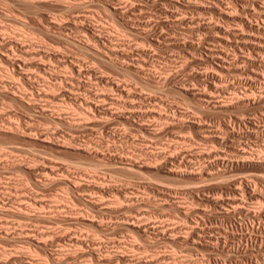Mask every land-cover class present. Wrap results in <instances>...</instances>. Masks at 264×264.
I'll use <instances>...</instances> for the list:
<instances>
[{
	"label": "rangeland",
	"instance_id": "374dc122",
	"mask_svg": "<svg viewBox=\"0 0 264 264\" xmlns=\"http://www.w3.org/2000/svg\"><path fill=\"white\" fill-rule=\"evenodd\" d=\"M50 1L51 2L53 1V3H51ZM50 1L49 0L46 1L45 4H43L42 6H40L38 8V10L35 11V9H34V11L37 12L35 14V12L32 9L28 10V8L24 7L23 5H22L23 6L22 7L20 4L16 3L14 0L13 1L12 0H0V27H1L0 28V31H1L0 34L3 36H6L7 39H8V37L17 39L19 41V43L24 45L26 48L28 47L27 49H29V50L35 51L36 49H38L36 51H40L41 54L37 55L38 57L36 56L35 58H36V61L37 60H38V62L40 61L43 65V67H40L37 64H33V65L30 64L29 66H27L25 68H21L20 66L15 65L17 67V69H15L16 68L15 66H14L15 68L10 66L12 64L9 65L6 62H3L4 60L1 58L2 56L0 55V62H1L0 63V92L3 91V90H1L3 88L4 89L8 88L7 89L8 91H13L12 88H14V91L19 90L18 91V94H19L22 87H24L26 85V87H24L26 92L23 91L24 89H22L21 92L23 91L26 93V95H29V97L27 96L28 97L27 100L34 103V105H35L33 109H28V108H26L27 105L26 106L23 105L24 103L18 102L20 104L19 105L17 103V101H15L13 99L9 100V98H10L9 95H5V94L0 93V95H1L0 96V208L3 209L4 212L9 209L8 211H6V212H8L7 214H6V212L4 214V212L2 211V213L0 214V221H2V220L4 221L7 219V221L10 224V226L9 225H7V226L10 228L6 229V227H7L6 226V227H3L2 230L3 231L8 230L7 232L8 233L10 232L9 233L10 237H11V235L13 237V238L11 237L12 239L9 238L12 241H10L9 239L8 240L2 239L4 241L2 243L1 242L0 243L3 246L0 245V247L2 246L5 249L7 248L6 249L7 251H9V252L12 251L15 254L17 253L18 255H25V258L27 256L26 259H28V257H29L30 261H34L36 263L40 262L42 264H53L54 262L51 259H47L48 256L45 255L46 254V253H44L45 251H48V252L51 251V253H54V254L56 253V255L58 254V256L60 254L64 255L62 257H65V255L68 253H72V254L74 253V254L78 255L75 252L77 251L79 253V251H82L81 250L82 248H79L78 245H75V246H78L77 248L74 245L72 246V243L68 239H64L61 242L53 240L54 238H56L57 234L67 235V234L71 233L73 235L76 234V236L80 235V237L82 236L83 239L87 241L85 244V247L83 248V249L86 248L85 249L86 254H85V256L78 255L79 257H77V259L75 257L74 259L66 260L64 264H69V263L70 264H89V263L90 264H128V263H130L131 264L132 261L135 264H138V263L140 264V261H142V260H144L145 262L141 263V264H145V263L146 264H152V263L153 264H155V263L156 264H159V263L160 264H191V263L192 264H223V263L224 264H264V241H263V239H264V214H257V215L251 214V215H249V213L247 211V210H249V211L253 212V210L254 211L258 210L257 211V213H258L261 209L260 203H258L257 199L252 198L248 192L243 191L242 193H243V195H245L244 200L246 201L244 203L245 208L247 207L246 211H243L240 213L236 212L234 214H231L232 213L231 212L230 214H227L228 211L232 210V207H231V205H228L226 202H224V201L228 200V198H227L228 195L231 196V194H229L227 192V188H225V186L226 185L231 186L232 184H235L237 182H238L237 183L238 185H240V184L244 185V181H245V184L248 181V183H250L251 189H253L256 186L254 188V190L255 191L258 190L257 192L261 191V193L264 194V177L260 178V176H258L259 170H258V167L256 165L254 166V164H251V165L250 164H244V165L238 164L240 167L237 165L236 166L221 165V166H223L222 169H221V166L218 165L219 170L226 172V178L223 179V177H222L220 179L218 178L219 180L218 179H214V180L209 179L208 180L207 179L208 177H202V176L200 177V175L198 174V172L201 171L200 170L202 167L201 165L203 163H205L204 159L195 160L193 162V161H190V160L185 158L184 161L182 160V166L183 167H181V169L184 171L186 169L187 171H186V174H184L182 177H175V178H174V176L170 177V175H168L167 173L165 175V173L163 171L156 169V168L144 170L142 173L137 174V175L136 174H129L128 175V174H124L125 172H121L120 170H118L116 168H115L116 170H114L113 167L112 168L110 167L111 166L110 164L102 163V164H100V166H102V167H99V163L97 162L96 158L91 157V156H87L81 152H76L73 149L69 148L70 150H67L66 152L62 151V150L59 151V149L57 150L56 146H53L54 144L51 143L54 141H59V142L65 141V138L67 141H69L70 140L69 138H71L74 143L78 142L77 144H80V145L85 143V145L88 147H90V144L92 143V145H91L92 149L96 148L99 151L101 149H103L101 151L106 152L107 154H110L111 152L115 153L116 151H117L116 153H118V152L122 153L123 152V154H124V151H125V154L127 153L125 156H127L128 154L131 155L130 153H133L134 155H137V157H140V158H141V156L139 155L138 149L141 147H143L144 149L149 148V149H153V150H158V149L161 151L164 150L165 153H167L168 151L171 153H173V152L176 153L179 150L181 151L184 149H189L188 146H190L192 143V145L194 144L193 146L191 145L192 150H197V151L201 150V152L202 151L207 152V151H210V149L214 150V148H216L215 146L212 145L214 141H211L209 139H202L199 135V131L195 127L190 126L189 124H186V123H181V124L178 123L179 122L178 121V118H179L178 112H181L184 110L183 112L184 113L187 112L186 115L188 114L189 117H191L193 115V117H195L196 119H200V120L204 119L202 121L206 122L208 125L211 124V126L215 127L216 129L220 128L219 127L220 122L221 123L224 121L229 122L232 119H234L236 116H242L243 114H244L243 115L244 117L255 118V120H258L261 124L264 125V102L263 103L260 102L259 104L255 105L253 107H252V105H249V106L248 105H242L241 106V104H240V107H239V105H237L233 108V110L231 109L232 111L230 110V111H226L224 113L221 111H216V112L209 111L208 112L207 110H202L197 105L198 100L196 98H193V97H195L194 95H192L191 93H187L186 91H182V92L179 91V93H178V91L175 88L177 87L176 85H181V84H188L189 86H196V84H197L199 86V84L196 83V82H198L197 79L192 76V73L195 71H199V70L201 71L203 68L205 69L206 65L200 64V63L198 65L194 64L193 66L190 67V69L183 70V64L185 62L184 60L186 59V56L189 57L188 59H193V57L202 58L204 56V54H205L203 51L204 49L203 50L201 49L203 47V45L205 44L203 39L201 41L202 44H201L200 49L198 51H191L190 53H188L187 51H185L186 49H184V48L180 49V47H174L175 49L173 48L172 50L170 48H167V47H165V49H163L164 47H161V49H162L161 50L160 48L157 49L158 47H156V46L152 47V45H150V44L148 45V42L145 41L144 39H142L141 35H140V37L136 36V35H128L129 37H127V35H124L125 33L122 31L121 26L118 23H115L117 21H114L115 18L112 17L114 15H110L109 11H106L105 9H103L102 7H100L96 4L88 3L89 1L87 2L86 0H72V1L71 0H57V1L56 0H50ZM69 1H71V3H74V4H78L77 2H79V1H86L87 4H83L84 6H81V5L76 6V7H78V9L76 7H74L73 9H67V7H65L63 5H62L63 7L58 6L59 3L60 4H66V3H69ZM50 3L51 4L55 3V4L51 5ZM49 4H50V7H49ZM58 7H59V9H57ZM168 7L171 8L170 6H168ZM44 8H47V9H44ZM48 9H50V10H48ZM51 10L53 11V13L51 12ZM203 10L204 9H202L200 11H195V13H193V15L194 14L198 15V13H199L200 15H198V16L202 18V21L205 20V22H210L212 20L211 22H217L219 24L224 23L222 25H226L225 21L223 22V20H221V19L219 20L216 16H213L214 13L212 14L210 10L206 9L205 12H203ZM71 11H73V12H71ZM209 11H210V14H209ZM107 12H109V13H107ZM192 12H194V11H190L187 14L191 16ZM72 13H74L75 15H81L82 14L81 16L85 15L86 13H87V15L89 14L86 18L77 19V21L79 20L77 22L78 24L83 23L82 20L84 19L85 24H88L90 26L95 27L96 30L99 29L105 35H107L108 33L109 34L111 33L110 35H113V36L115 35L116 39L119 38L118 40H121V41L124 40V41L130 42L131 44H134V45H138V44L144 45L152 53L154 52L153 54L156 56H153L151 58V60L149 59V61H147V66L145 65V68L147 69L146 71L147 72L151 71L152 74H156V75L157 74H159V75L160 74H162V75H166V74L171 75L172 74L174 77H172V79L170 81L165 82V83H167V85L162 84L165 88L167 86L169 88L171 87V89H170L171 91L167 88L164 89V87L162 85H161L162 88L156 87L157 88L156 89L154 87V89H153V86L151 84L143 82L142 81L143 79L141 77L139 78V75L135 71H132L130 69H124V68H123L124 70H122L119 68L120 66L118 67L117 64H115L111 61H108V60L103 61V60H101V58H100V60H98L99 57H97V56L95 57V55L94 56L91 55V57H90V54H92L91 52H87L86 50H84V49L82 50L81 48H76V44L73 45V43H72V37L73 38L79 37V39H82L81 37H83L84 39H87V37H86V33L84 31H81L80 28H78L79 29L78 30V29H76L77 28L76 26H73V25L69 26L68 22L72 19V15H73ZM203 14L204 15L209 14V15L203 16ZM156 15H157V16H155L156 20L164 19L163 18L164 16L160 17V14L159 15L156 14ZM47 16H49V17H47ZM159 17H160V19H159ZM155 19L152 20L153 24L151 23V30L153 29L152 31H150L151 37H152V35L154 37V34H156V32L158 33L159 31H161L163 29V28L157 26ZM51 20L52 21H60L62 24L64 23L63 28L57 27L56 25H54L52 23ZM80 20H81V22H80ZM65 23L68 25H66ZM115 24H118L120 26V28L117 29L116 28L117 25H116V27L114 26ZM23 26H24V28H23ZM74 27H76V28H74ZM114 29L121 30V33L119 32V34H117L118 31L114 30ZM164 29H165V31H167L166 28H164ZM4 30H5V32H4ZM25 30H27V31H25ZM64 30H65V32H64ZM66 30H68L69 32L68 31L66 32ZM113 30H114V32H113ZM140 30L142 31L141 28H140ZM38 31H40V32L44 31V33H40V32L38 33ZM109 31H111V32H109ZM172 31H173V29H172ZM35 32H37V33H35ZM174 32L176 33L175 35L177 36L179 29L177 31L174 29ZM23 33H24V35H23ZM122 33H124V34L121 35ZM9 34L12 36H10ZM60 34H61V36L63 35L62 38H61ZM25 35H28V37ZM65 36L68 38L66 39ZM201 36H203V35H201ZM178 37H181V36L179 35ZM70 39H71V41H70ZM188 39H191V38L188 36ZM197 39L198 38L195 37L194 40L196 41ZM142 40H143V43H142ZM23 41L25 44L23 43ZM198 41L200 42V39L197 40V42ZM28 42H29V44H28ZM12 46L13 45L5 44L2 46L3 48L1 47V49L4 52H6L8 50L10 55L13 54L12 56H16L17 55L16 52L18 53V49L20 51V48H18V47L15 48L14 46H13L14 47L13 48ZM33 48H35V49H33ZM69 49H70V51H69ZM45 50H46V52H45ZM62 50H65V51H63V53H62ZM154 50H156L157 52ZM200 50H202V51H200ZM49 51H52V52L50 53ZM179 51L183 55H181L180 53H177ZM53 52L59 53V58L58 57L57 58L61 59V60H56L57 58L56 57L54 58V56L52 55ZM68 52L70 53V55ZM161 52L163 55L161 54ZM172 52H174V53H172ZM20 53H21V51L18 54H20ZM44 53H46V54L48 53L47 56ZM171 53L174 55H172ZM175 53H177V54H175ZM63 54H65V55H63ZM165 54H167V55H165ZM168 56H169V58H172V57H175L176 59L178 58L177 59L178 61L174 62V64L171 65L173 62L171 59L168 58ZM63 57H65V58H63ZM158 57H159V60H158ZM66 58H68V59H66ZM29 59H30V56H29ZM29 59H27V60H29ZM32 59L35 60L34 58H32ZM32 59H30V60L32 61ZM64 59H66V60H64ZM78 59H80V60H78ZM160 59L162 61H160ZM63 60L65 61V63ZM71 60L72 61L75 60L74 62H76L78 64L80 63L79 65L82 64L81 66L84 67V68L82 67L83 69H85V68L86 69L90 68V70L93 69L91 72L92 74L85 73L86 76L83 74V76H81L82 78L80 77V80L82 82H89L91 85V88L95 89V90L93 89L94 91H98L99 93L109 91L110 93L112 92L114 96H117L116 92L108 90V87H107L105 81L101 80L100 77H103L106 80H109V79L113 80L114 79L115 81L120 82L122 84L128 83V84H130L133 91L137 90L136 92L142 93L143 95H146V97H148L147 100L146 99L145 100L140 99V100L145 101V104H143V109H144V106H145V108H147L146 107V105H147L148 108H151V107L154 109L156 108L158 111L160 110L161 112H166V114L170 113L169 115H172V116H175L177 114L178 117L177 116L174 117L175 119H174L173 125L175 127L172 125L170 126L168 124H165V126H164V124L158 125L157 124L158 122H156L157 119H155V118L153 119L152 117H150L152 119L144 118V122H146V125H148L150 127H155V126L158 127L161 125L163 126V128L161 126V127H159V129L161 128L160 130L164 131V134L160 135L159 137H150V136H146V135H148V133L146 134L143 131H138V128H136V126H135V123H136L135 121L130 122V121H126L122 118L120 119L119 117H116V114H114V115L109 114L107 117H105V115H104V117L97 116V117H94V119L91 118L88 121H89V123H92V125H88V126H77V125L73 126V125H71L70 126L69 124L64 122L66 119L68 121L70 120V121H77V122H79V121L82 122L85 119L83 114L76 108L77 107L76 101L73 99H70V98H65V97L60 96V95H59V97L54 98L52 95H53V93L59 94L60 93L59 90H61L62 86L65 85V82L60 77H63L62 75H65L67 73H68L67 75L72 74V70L70 71L71 64L69 63V61H71ZM77 60L81 61V62H78ZM165 60L167 62H169V64ZM152 61L153 62L155 61L154 62L155 64ZM2 63H4V64L2 65ZM6 64H7V68H6ZM152 64H154V65H152ZM160 64H163V66ZM180 65H181V67H180ZM199 65L201 67H199ZM55 66H57V67H55ZM154 66L156 67V69H154L155 68ZM157 66H158V68H157ZM174 66H175V68H173ZM176 66H177V69L179 68L178 69L179 72H177L178 70L176 69ZM148 67H150V68H148ZM152 67H154V68H152ZM162 67H164V68H162ZM49 68L51 70H53L54 68L55 69L53 71H51ZM22 69H24V70H22ZM94 69L96 72L94 71ZM148 69H149V71H148ZM157 69H158V71H156ZM7 70L9 71V73L11 71H14L13 74L15 76V73H16L17 77L16 78L13 77L12 73L11 74L7 73ZM16 70L18 72H16ZM21 70L23 71L24 75H27L30 77V82H28L25 78L23 80L20 79L21 77L22 78L24 77L21 74L22 73ZM45 70L48 71V75L46 74L47 72ZM160 70L162 71V73ZM164 70H165V72H164ZM50 71H51V74L49 73ZM69 72H71V73H69ZM151 72H149V73H151ZM7 74L9 75L8 77H7ZM17 74L18 75L20 74L21 76L20 75L18 76ZM55 74H56V76H59V77H57L58 79L55 78L56 77ZM175 74H176V76H175ZM178 74H179V76H178ZM244 75L245 76H242V77H246V74H244ZM88 77H90V78H88ZM14 78H15V80L13 81ZM51 79H52V81H51ZM138 79H140L141 81ZM174 79H176V80H174ZM49 81H51L52 83H53V81L54 82L58 81L60 83V85L58 86V88L56 87L55 89H53L51 87L49 88L48 85H45L47 83L49 84L50 83ZM101 81L104 83H102ZM26 82H27V84H26ZM11 84L14 87H12ZM28 84H29L30 88H29ZM143 84H145V85L143 86ZM170 84H172V86ZM31 85H32V87H31ZM146 85H148V86H146ZM243 85H244V87L246 86L244 83H242L241 85L239 84L237 86L238 91L240 90V92H242L245 90V88L242 87ZM263 86H264V84H258V85H253V86L248 85L247 88L253 89V91L255 92L257 89L264 88ZM27 87L29 89H27ZM257 87H259V88H257ZM31 89H32V91H31ZM152 89H153V91H152ZM160 89H162V90L160 91ZM254 89H256V90H254ZM39 91H41V92H39ZM27 92H30V93H27ZM80 92H83V90L80 89ZM258 92L259 91L257 90V92H255V93H258ZM43 93L47 94V95L44 96ZM84 93H85V91H84ZM150 93H152V94H150ZM6 96H8V97H6ZM41 97H43V98H41ZM44 98H47V99H44ZM32 99H34V100H32ZM70 100L73 103L75 101V103L74 104L70 103ZM160 100H161V102H160ZM47 101H49V103ZM99 101H101L100 102L101 106H104V107H109L108 104H111L110 101H107V102H105V100L104 101L99 100ZM99 101H98V103H99ZM102 101L104 104H102ZM158 103L163 104V105H160ZM152 104H154V105H152ZM195 104H196V106H195ZM260 104H263V105H260ZM74 106H75V110L80 112L82 114V116L84 117V119L80 113H78L74 110V108H73ZM110 106H113V110L114 109L118 110L117 105L111 104ZM115 106H116V108H115ZM157 106H159V107H157ZM47 108H48V110H47ZM61 109H62V111H61ZM115 110H114V113H116ZM33 111L36 112L37 114L38 113L39 114L36 115V113H34ZM200 111H203V112H200ZM33 113H34V115H33ZM76 114L78 117L76 116ZM57 121H59V122H57ZM209 122H210V124H209ZM6 125H8V127ZM10 125L12 126L11 127L12 129L15 127L16 129L15 128L14 129L17 131L15 132L14 129H13L14 132L12 131V129L10 131V127H9ZM80 125H81V123H80ZM19 127H21V128H19ZM73 127L77 128V129H75V128L73 129ZM165 128H167V129L165 130ZM237 128L238 127H236V129ZM175 129H177V130H175ZM21 130H23V131H21ZM25 130H27V131H25ZM53 130H54V132H53ZM242 130H245V129L243 128ZM18 131H20L21 133H19ZM197 131H198V133H197ZM243 133H241L240 137L231 136V135L228 137L226 136L225 139L223 140V143L222 142H217V143L214 142V145H216L217 148L222 147L219 149H221V150L223 149V151L226 150V148L227 149L229 148L230 150L228 149L229 151L226 150L225 152H227L226 153L227 157L230 159H233V160L237 159V155H239L238 152L240 150L239 147H243V146H244V148L246 147L245 150L250 152L252 155H254L256 157L260 156V158H263L264 157V136L263 135H259L258 137L254 136V135L250 136L247 133H244V134ZM179 134H181V135H179ZM22 135H24V136H22ZM45 135L48 136L47 139L50 142L43 141L42 137L46 138ZM51 136H52V138H49ZM149 137L153 138V139L149 140L150 139ZM173 137H174V139H173ZM175 139H177V140H175ZM86 140H88L90 142H87ZM237 140H238V142H237ZM183 141H184V143H183ZM239 141H240V143H239ZM141 142H142V144H140ZM173 142L175 145L173 144ZM211 142H212V144H211ZM182 143L186 144V145H183ZM187 143H189V144L187 145ZM236 143L238 144L237 147L235 146V145H237ZM180 144L182 147L180 146ZM225 144H227V145H225ZM239 144H240V146H239ZM163 146L166 148H164ZM184 146H187L188 148L187 147L185 148ZM109 148L111 151L110 153L108 152ZM116 148H117V150H115ZM237 150H238V152H237ZM8 153H9V155H8ZM49 159L56 164V167H58V165H59L60 168L58 167L59 169L57 170V175L54 174V176H53V177H55L54 179L51 178L49 180L48 179L46 180L48 183L47 185H50V186L33 185L34 182H32V181H34V177H36L37 174L34 173L32 176L31 175L32 173H29L30 171L25 167L28 166L29 163L31 164L29 166H34V164L36 166L37 164H39L41 162L49 161ZM186 163H187V165H186ZM196 163L198 165H196ZM193 166H196V167H193ZM94 169H96V170H94ZM191 169L192 170L194 169L195 173H194V170L191 172ZM26 170H28L29 172ZM93 171H96V172H93ZM91 172H93V173H91ZM62 174H64V175H62ZM82 174H83V176H82ZM249 174H250V176H248ZM96 175H98V176H96ZM235 176H236V178H235ZM39 177L40 176H37V178H39ZM60 177H62V178H60ZM230 177H234V178L232 179ZM247 177H249V178H247ZM64 178H71V179H74V178L77 179L78 178L79 180L78 179L77 180L81 183H85V182L89 183V182H95V181H101L102 180L103 182H106L104 184H108V185L118 187V188H120V190H124L126 188L125 189L127 191L126 193L130 198H132V200H126L123 194L118 195V194H113L112 192H109V193H106L105 196L104 195L101 196V193L100 194H98V192L94 193V191H92V190H89V191L88 190H82L83 193L81 192L80 195H83V196H81L83 198H80L79 193L81 190L79 191V193H75V192L73 193V191L71 192L70 191L71 189L68 187V185H66L65 182H63ZM87 178H89V179H87ZM90 178H91V180H90ZM97 178H99V179H97ZM104 178H105V180H104ZM41 179H43V178H41ZM44 179H46V178H44ZM205 179H207V180L205 181ZM54 181H56V182H54ZM240 181H241V183H240ZM242 181H243V183H242ZM22 182H23V184H22ZM52 182H54V183L52 184ZM24 186H26V187L28 186V188H26ZM38 186H39V188H38ZM66 188L68 190L70 189L69 191L71 193L68 190H66ZM25 189H27L26 192H28V190H30L29 191L30 194L25 193ZM84 191H86V193ZM34 192H35V194H34ZM24 193L27 194V196ZM31 193H32V195H31ZM134 193H136V194H134ZM21 194H22V196H21ZM36 194L37 195L39 194V195L36 196ZM24 195L26 196V198L27 197H29V198L26 199ZM29 195H31V196H29ZM56 195H58L59 198L56 197ZM87 195H88V197H87ZM34 196L36 199L34 198ZM106 196H108V197H106ZM217 196H219V197H217ZM221 196H222V198H220ZM102 197H104L105 199ZM211 197L212 198L213 197L219 198L220 202H218V204H221L224 202L223 204L225 205V208L223 207L224 206L223 204H221L222 206L218 205V204L215 205L214 202L208 200V198L210 199ZM23 198H24V200H23ZM85 198L97 201V205L98 204L100 205L101 202H103V201L106 202L108 200L107 205L109 207H107L106 209H102L99 206L92 207L93 205L92 206H91V204L89 205V203L86 201L88 199H86L84 201ZM98 198H100V199H98ZM101 198H102V201H100ZM109 198H111L112 200H110ZM118 198H119V200L121 199L120 200L121 202H119ZM136 198H138V199H136ZM28 199H29V202H28ZM33 199L37 200L39 203L36 205L34 204L32 206L27 207V209L30 208L28 210L31 213H34V214L38 213V214L47 216V218H43V219L36 218V219H32V220L31 219L24 220V219H20V217H17L15 212L18 209H20V207L22 208L24 204L26 205L27 202L28 203L33 202ZM122 199H123V201H122ZM122 202H124V203H122ZM39 204H42V205H39ZM51 204H53V205H51ZM86 204L88 206H86ZM18 205H20V206H18ZM25 205H24V208L26 210ZM111 205H112V207H111ZM120 205L122 206V208ZM38 206H40V207H38ZM90 206L93 209H91ZM41 207H43L44 209L42 210ZM205 207H207V209ZM24 208H22V209L24 210ZM48 208H49V212H48ZM69 208H71V209H69ZM117 208H118V210H117ZM110 209H111V211H110ZM263 209H264V207H263ZM80 210L82 212H80ZM143 210H144V212H143ZM181 210H183V211H181ZM225 210H228V211L226 212ZM9 211H11V212H9ZM131 211H132V213H131ZM98 212H100V213H98ZM193 212H194V214H193ZM66 213H68V214H66ZM188 213H190V214H188ZM14 214H15V216H14ZM76 214L77 215L83 214L84 217L86 218L84 220L85 222L80 223V221H76V219H73L76 217ZM131 214H132V216H131ZM138 214L140 216L136 217ZM61 215L63 217L65 215L66 216L68 215L69 217L65 216L67 219L72 218V217L73 218L68 219V221L65 220L66 222L64 220H62V221L57 220L58 223H56L55 222L56 217H59V216L61 217ZM186 216H188V217H186ZM49 217L50 218L53 217V218L50 219ZM124 217H125V219L126 218L128 219L130 217L129 220L134 217L133 220H130V221H135L137 224L141 223V222H145V221H146V223L151 222L150 224L151 225L153 224V226L156 229L155 230L150 229L152 231L148 230L147 234L145 236H148L149 234L150 235L147 237V239H146V237H143V239H141L142 238L141 234L138 235L140 233V231L135 226H134V228L136 230H134V228L132 229L131 225H130L131 227L130 226H128V227H130L132 230L123 226V220H120V219H124ZM184 217H186V218H184ZM92 218H95V219L92 220ZM134 219H136V220H134ZM138 220H140V222H138ZM149 220H151V221H149ZM189 220L192 221V224L196 222L198 225H200L203 228L204 232L207 231V234H204V232L202 233V235L200 236L201 239L198 238V240L200 241V243H198L199 242L198 241L196 244V245H198V247L196 245H194V243H192L191 240L190 241L184 240L185 242L181 241V240H183L182 239L183 235H186V232L184 231L186 228H188V227H186L187 226L186 224L191 223V221H189ZM36 221H37V224H36ZM38 221L40 223H38ZM62 222L64 223V225ZM22 223H24V224H22ZM67 223H69V224H67ZM21 224L23 226L20 227ZM157 224H159V225H157ZM195 224H194V226H195ZM28 225L31 228L32 227L34 228L36 226L34 229L39 228V226H40V229L41 228L45 229V230L50 229L49 230L50 233L46 235L48 237H45V236L43 237L44 238L43 240L48 239V242L44 247H40L39 243H37V242H36L37 245H35L34 240H33L34 242H26V241L22 242V240L21 241L20 240L15 241L16 239H14V238L19 239L23 235V234H21L22 232L20 231L21 230L20 228H23L24 226L29 227ZM48 225H49V227H48ZM67 225H69L70 227ZM162 225H163V229L166 226H168V228H169L170 225H173L174 227L173 226H172V228L170 227L169 228L170 230L166 227L165 229L166 230L168 229V231H165V230H161ZM190 225H188V226H190ZM180 227L183 229L184 233L181 232L182 230L181 231L178 230ZM174 228L177 230H175ZM63 229H66V230H63ZM68 229H69V231H68ZM174 230H175V232L176 231L177 232L175 233ZM18 231H19V233H18ZM96 231L98 232V234ZM154 232H156V233H154ZM172 232H174L175 235H173ZM33 233H32V235H33ZM170 233L172 234V236ZM3 234L7 235L5 233H3ZM96 234L98 235V237ZM233 234L236 236V238H234L236 240L232 239ZM36 235L39 237V235L36 232L34 233L33 237L38 238ZM100 236H101V239H99ZM180 236H181V239L178 238ZM211 236H212V238H209ZM245 236L248 238H246ZM253 236H255V237L258 236V239H254ZM261 236L263 239H261ZM171 237H175V238H171ZM41 238L39 237L38 239L42 240ZM87 238L90 241V243L87 240ZM204 238H207V239L209 238V239H211V241L209 239L206 240ZM91 239H92V242L96 239L101 240V243H103V244L100 248H102L103 246L105 247V248H102L103 253H102V249L99 250V252L101 251L99 254L102 256L101 261H98V260L96 261V257L93 255H90L88 253L90 250L94 249V247H95V245L93 247V244L91 243ZM114 239H115V241H114ZM119 239H121V240H119ZM144 239H146L147 241ZM169 239H170V241H169ZM179 239H180V241H179ZM259 239H261L262 241H260ZM212 240H213V242H212ZM255 240H256V242H255ZM0 241H1V237H0ZM143 241L145 243H143ZM16 242H17V244H16ZM56 242H57V244H56ZM69 242L71 243L70 245H69ZM146 243H147V246H146ZM8 244H9V247H7ZM67 244L69 246H67ZM107 244H108V246H107ZM47 245H49V246H47ZM88 245H89V247H88ZM90 245H92V246H90ZM143 245H145V246H143ZM192 245L195 247H193ZM190 246H192V248ZM259 246H261V247L259 248ZM68 247H71V249ZM106 247L107 248L109 247V248L106 249ZM145 247L149 250H147ZM97 248H99V247L97 246ZM135 248L138 250H135ZM215 248H216V250H215ZM95 249H96V247H95ZM145 249H146V251H145ZM259 249L261 252L259 251ZM7 251L5 254L0 255V258L2 256H5L6 254L7 255L5 257L8 256V258H10V255L12 254V252L8 254ZM20 251H22V252H20ZM109 251L111 252L110 253L111 256L108 255V253H107ZM143 251L145 252V254H143L144 253ZM146 252H147V254H146ZM21 253H23V254H21ZM34 253H37V254H34ZM105 253H107L106 254L107 259L105 257L106 255H104ZM120 254L124 255L125 257L127 256L130 259L128 258L127 262H126V259L124 260V258H119ZM86 255H87V257H86ZM141 255L143 257H141ZM31 256H32V258H31ZM114 257L115 258L118 257V258H116L117 260ZM81 258H84V259H81ZM141 258H143V259H141ZM31 259H33V260H31ZM79 259H81L82 261ZM85 259H87V260H85ZM38 260H40V261H38ZM74 260H75V263H74ZM104 260H106V263H104L105 262ZM129 260L130 261L132 260V261L129 262ZM137 260H138V262H137ZM195 260H197V262ZM94 261H96V262H94ZM148 261H149V263H148ZM217 262H219V263H217Z\"/></svg>",
	"mask_w": 264,
	"mask_h": 264
},
{
	"label": "bare ground",
	"instance_id": "6f19581e",
	"mask_svg": "<svg viewBox=\"0 0 264 264\" xmlns=\"http://www.w3.org/2000/svg\"><path fill=\"white\" fill-rule=\"evenodd\" d=\"M13 1V0H12ZM16 3H18V4H20L21 6L23 5L24 7H26V8H28V10L29 9H32L33 11H34V9H35V11L36 10H38V8L40 7V6H42L43 4H45V2L46 1H48V0H14ZM50 1V0H49ZM57 1V0H56ZM72 1V0H71ZM71 1H69V3H66V4H58V6H61V7H63V6H65V7H67V9H73L74 7H76V6H78V5H81V6H84L83 4H87V2L88 3H93V4H96V5H98V6H100V7H102L103 9H105L106 11H109L110 12V15H114V16H112L113 18H115V20L114 21H117V22H115V23H118L120 26H121V29H122V31L125 33H122L121 35H127V37H129L128 35H136V36H139L140 37V35H141V38L142 39H144L145 41H147L148 42V45L150 44V45H152V47L153 46H156V47H158L157 49H161V47H164L163 49H165V47H167V48H170L171 50L174 48V47H180V49H186L185 51H187L188 53H190L191 51H198L199 49H200V46H201V41H202V39H203V41L205 42V44L203 45V47L201 48L203 51H204V56L202 57V58H197V57H193V59H188L189 57L188 56H186V59L184 60L185 62H184V64H183V70H186V69H190V67L191 66H193L194 64H205L206 66H205V69L203 68H201L202 70L200 71H195V72H193L192 73V76L194 77V78H196L197 79V81L198 82H196V83H198L199 84V86L196 84V86H189L188 84H181V85H176L177 87L175 88L177 91H178V93H179V91L180 92H182V91H186L187 93H191L192 95H194L195 97H193V98H196L197 100H198V103H197V105L202 109V110H207L208 112L209 111H211V112H216V111H221V112H226V111H230L231 109L233 110V108L235 107V106H237V105H239V107H240V104H241V106L242 105H252V107L253 106H255V105H257V104H259L260 102H264V88H260V89H257L259 92L258 93H255V92H257V90L256 89H254V90H256L255 92L253 91V89H249V88H247V86L249 85V86H253V85H258V84H264V0H86V1H79V2H77L78 4H74V3H71ZM51 2V1H50ZM51 3H53V1L51 2ZM50 3V4H51ZM48 4V3H47ZM50 4H49V7H50ZM55 4V3H54ZM54 4H51V5H54ZM63 5V6H62ZM22 6V7H23ZM46 6V5H45ZM44 6V7H45ZM57 6V5H56ZM168 6H170L171 8H169ZM47 7V6H46ZM54 7V6H53ZM96 7V6H95ZM52 8V7H51ZM77 9H78V7H76ZM84 8V7H83ZM91 8V7H90ZM44 9H47V8H44ZM57 9H59V7L57 8ZM80 9V8H79ZM202 9H204L203 10V12H205L206 11V9H208V10H210L211 11V13L213 14L214 13V15L213 16H216L219 20L221 19V20H223V22L225 21V23H226V25H222V24H224V23H222V24H219V23H217V22H205V20H203L202 21V18L201 17H199L198 15H200L199 13H198V15H193V13H195V11H200V10H202ZM31 10V11H32ZM48 10H50V9H48ZM34 11V12H35ZM55 11V10H54ZM79 11V10H78ZM190 11H194V12H192V15L190 16V15H188L187 13L188 12H190ZM210 11H209V14H210ZM49 12V11H48ZM51 12L53 13V11L51 10ZM50 12V13H51ZM64 12V11H63ZM71 12H73V11H71ZM109 12H107V13H109ZM202 12V13H203ZM32 13V12H31ZM37 12H35V14H36ZM78 13V12H77ZM201 13V12H200ZM73 15H72V19L68 22V24H69V26L70 25H73V26H76V27H74V28H76V29H78V28H80L81 29V31H84L85 33H86V37H87V39H84L83 37H81L82 39H79V37H77V38H73L72 37V43H73V45H75L76 44V48H81L82 50L84 49V50H86L87 52H91L92 54H90V57H91V55H95V57L97 56V57H99V59L98 60H100V58H101V60H108V61H111V62H113V63H115V64H117V66L120 68V69H122V70H124V69H130V70H132V71H135L138 75H139V78L141 77L143 80V82H146V83H148V84H151L152 86H153V89H154V87L156 88V87H161V85L162 84H166L167 85V83H165V82H167V81H170L171 79H172V77H174L172 74V76L171 75H168V74H166V75H162V74H152V72L151 71H149V69H148V71L149 72H151V73H149V72H147L146 70V68H145V65L147 66V61H149V59L151 60V58L153 57V56H156V55H154L148 48H146L144 45H134V44H131L130 42H127V41H121V40H118V39H116L115 38V35L113 36V35H110L109 33L107 34V35H105L104 33H102L98 28V30H96L95 29V27H93V26H90V25H88V24H85V22H84V19L82 20V22L83 23H77L78 21H77V19H81V18H86L88 15H87V13L85 14V15H83V16H81V15H75L74 13H72ZM156 14H160V17L161 16H164L163 18L164 19H160V17H159V19L160 20H156L155 18V16H157ZM191 14V13H190ZM209 14H207V15H209ZM211 14V15H212ZM50 15V14H49ZM206 14L204 15L203 14V16H207ZM47 17H49V16H47ZM212 17V16H211ZM71 18V17H70ZM90 18V17H89ZM207 18V17H206ZM153 19H155V21H156V24H157V26H159V27H161V28H166L167 29V31H165V29L163 30H161V31H159L158 33L156 32V34H154V37H153V35H152V37H151V35H150V31H152L151 30V23L153 22L152 20ZM212 19V18H211ZM50 20V19H49ZM52 21V20H51ZM50 21V22H51ZM80 22H81V20H80ZM221 22V21H220ZM49 23V22H48ZM52 23L54 24V25H56L57 27H59V28H63V24L60 22V21H52ZM89 23V22H88ZM155 23V22H154ZM24 24V23H23ZM51 24V23H50ZM66 24V23H65ZM68 24H66V25H68ZM90 24V23H89ZM118 24H115L114 26L116 27V25H117V29L118 28H120V26L118 25ZM153 24V23H152ZM25 25V24H24ZM48 25V24H47ZM155 25V24H154ZM26 26V25H25ZM65 26V25H64ZM119 26V27H118ZM28 27V26H27ZM97 27V26H96ZM1 28V27H0ZM23 28H24V26H23ZM52 28V27H51ZM50 28V29H51ZM73 28V27H72ZM105 28V27H104ZM111 28V27H110ZM114 28V27H113ZM140 28L142 29V31L140 30ZM153 28V27H152ZM179 29V32L177 33V36L175 35L176 33L174 32V29L177 31L178 29ZM5 29V28H4ZM66 29V28H65ZM117 29H114V30H117ZM172 29H173V31H172ZM79 30V29H78ZM102 30V29H101ZM105 30V29H104ZM108 30V29H107ZM114 30H113V32H114ZM140 30V31H139ZM171 30V31H170ZM25 31H27V30H25ZM47 31V30H46ZM57 31V30H56ZM68 30H66V32H67ZM76 31V30H75ZM103 31V30H102ZM118 31V33L117 34H119V32L121 33V30H117ZM116 31V32H117ZM4 32H5V30H4ZM7 32V31H6ZM9 32V31H8ZM19 32V31H18ZM40 31H38V33H39ZM50 32V31H49ZM64 32H65V30H64ZM69 32V31H68ZM104 32V31H103ZM109 32H111V31H109ZM0 33H1V31H0ZM10 33V32H9ZM29 33V32H28ZM27 33V34H28ZM35 33H37V32H35ZM40 33H44V31L43 32H40ZM46 33V32H45ZM57 34V33H56ZM77 34V33H76ZM83 34V33H82ZM116 34V35H117ZM10 35V34H9ZM22 35V34H21ZM23 35H24V33H23ZM29 35V34H28ZM28 35H25V36H27L28 37ZM42 35V34H41ZM181 36V37H178V36ZM201 35H203V36H201ZM10 36H12V35H10ZM60 36H61V34H60ZM75 36V35H74ZM77 36V35H76ZM118 36V35H117ZM135 36V37H136ZM188 36L191 38V39H188ZM20 37V36H19ZM39 37V36H38ZM63 37V35L61 36V38ZM122 37V36H121ZM195 37H197L198 39L197 40H199L200 39V42L198 41L197 42V40L195 41L194 39H195ZM22 38V37H21ZM34 38V37H33ZM65 38L67 39L68 37H66L65 36ZM71 38V37H70ZM123 38V37H122ZM137 38V37H136ZM135 38V39H136ZM129 39V38H128ZM134 39V38H133ZM139 39V38H138ZM25 40V39H24ZM36 40V39H35ZM117 40V41H116ZM28 41V40H27ZM64 41V40H63ZM70 41H71V39H70ZM135 41V40H134ZM139 41V40H138ZM137 41V42H138ZM45 42V41H44ZM69 42V41H68ZM23 43H24V41H23ZM34 43V42H33ZM37 43V42H36ZM71 43V44H72ZM141 43V42H140ZM142 43H143V40H142ZM5 44H7V45H13L15 48L16 47H18V48H20V51H21V53L20 54H18L20 51H19V49H18V53L16 52V54L18 55H16V56H12V55H10V53L8 52V50L6 51V52H4V51H2V49H1V47L3 46V45H5ZM25 44V43H24ZM28 44H29V42H28ZM69 44V43H68ZM38 45V44H37ZM12 46V47H13ZM34 46V45H33ZM11 47V48H12ZM13 47V48H14ZM182 47V48H181ZM3 48V47H2ZM7 48V47H6ZM9 48V47H8ZM12 48V49H13ZM28 48V47H27ZM24 45H22L21 43H19V41L17 40V39H14V38H11V37H8V39L6 38V36H3V35H1L0 34V55L2 56L1 58L4 60H2L3 62H6L7 64H12V65H10V66H12L13 68H15L17 65L18 66H20L21 68H25V67H27V66H29L30 64H37L38 66H40V67H43V65H42V63L39 61L38 62V60L36 61V56L37 55H39V54H41V52L40 51H36V50H38V49H36L35 51H32V50H29V49H27ZM36 48V47H35ZM35 48H33V49H35ZM62 48V47H61ZM155 48V47H154ZM166 48V49H167ZM41 49V48H40ZM44 49V48H43ZM64 49V48H63ZM66 49V48H65ZM175 49V48H174ZM152 50V49H151ZM162 50V49H161ZM170 50V51H171ZM202 50H200V51H202ZM63 51H65V50H62V53H63ZM69 51H70V49H69ZM73 51V50H72ZM81 51V50H80ZM154 51H156V50H154ZM178 51V50H177ZM45 52H46V50H45ZM50 53L52 52V51H49ZM74 52V51H73ZM76 52V51H75ZM157 52V51H156ZM13 53V52H12ZM69 53V52H68ZM86 53V52H85ZM166 53V52H165ZM170 53V52H169ZM172 53H174V52H172ZM171 53V54H172ZM177 53H180V51L179 52H177ZM177 53H175V54H177ZM184 53V52H183ZM196 53V52H195ZM15 54V53H14ZM46 56H47V54L46 53H44ZM43 54V55H44ZM73 54V53H72ZM161 54H162V52H161ZM170 54V55H171ZM181 54V53H180ZM44 55V56H45ZM50 55V54H49ZM52 55L54 56V58L56 57H58L59 58V53H57V52H53L52 53ZM63 55H65V54H63ZM69 55H70V53H69ZM163 55V54H162ZM165 55H167V54H165ZM164 55V56H165ZM172 55H174V54H172ZM181 55H183V54H181ZM29 56H30V59H32V58H34L35 60H33L32 59V61L29 59ZM61 56V55H60ZM92 56V57H93ZM163 56V57H164ZM38 57V56H37ZM68 57V56H67ZM74 57V56H73ZM77 57V56H76ZM47 58V57H46ZM56 59V60H61V59ZM61 58V57H60ZM63 58H65V57H63ZM167 58V57H166ZM168 58H169V56H168ZM27 59H29V60H27ZM39 59V58H38ZM45 59V58H44ZM66 59H68V58H66ZM66 59H64V60H66ZM72 59V58H71ZM83 59V58H82ZM169 59H171L172 60V64L171 65H173L174 64V62H176V61H178L175 57H172V58H169ZM48 60V59H47ZM63 60V61H64ZM78 60H80V59H78ZM77 60V61H78ZM154 60V59H153ZM158 60H159V57H158ZM170 60V61H171ZM180 60V59H179ZM75 61V60H74ZM74 61H69V63L71 64V68H70V71L72 70V74H70V75H67V74H65V75H62L63 77H60L64 82H65V85H61L62 86V89L61 90H59V94H57V93H53V97L54 98H56V97H59V95L60 96H63V97H65V98H70V99H73V100H75L76 101V105H77V109L83 114V116L85 117V119H84V117L82 116V114L80 113V112H78V111H76L75 110V106L73 107L74 108V110L76 111V112H78V113H80L81 114V116L83 117V119H84V121H79V122H77V121H68L67 119L64 121V122H66L67 124H69L70 126L71 125H77V126H88V125H92V123H89V121L88 120H90L91 118H93L94 119V117H97V116H102V117H104V115H105V117H107L109 114L110 115H114V114H116V117H119L120 119L122 118V119H124V120H126V121H135L136 123H135V126H136V128H138V131H143L144 133H148V135H146V136H150V137H159L160 135H162V134H164V131H161L160 129H159V127H161V126H158V125H160V124H164V126H165V124H168V125H172V126H174L173 124H174V117L175 116H177V114L175 115V116H172V115H169L170 113H168V114H166V112H161L160 110L158 111L156 108L154 109V108H148V106L146 105V107L147 108H145V106H144V109H143V104H145V99L147 100V98L148 97H146V95H143L142 93H138V92H136L137 90H135V91H133L132 90V88H131V86H130V84H128V83H125V84H122V83H120V82H117V81H115L114 79L113 80H111V79H109V80H106V79H104L103 77H100V79L101 80H104L105 81V83H106V85H107V87H108V90H110V91H114V92H116V94H117V96H114L113 95V93L111 92H98V91H94L92 88H91V85H90V83L89 82H82L81 80H80V77L81 76H83V74L86 76V74L85 73H88V74H92L91 72H92V70L93 69H91L90 70V68L88 69H83L84 67L83 66H81V65H79L78 63H76V62H74ZM97 61V60H96ZM160 61H162L161 59H160ZM166 61V60H165ZM164 61V62H165ZM183 61V60H182ZM67 62V61H66ZM72 62V63H71ZM78 62H81V61H78ZM84 62V61H83ZM82 62V63H83ZM106 62V61H105ZM153 62V61H152ZM151 62V63H152ZM155 62V61H154ZM153 62V63H154ZM167 62V61H166ZM1 63V62H0ZM64 63H65V61H64ZM159 63V62H158ZM168 64H169V62H167ZM4 63H2V65H3ZM7 64H6V68H7ZM67 64V63H66ZM155 64V63H154ZM154 64H152V65H154ZM8 65V66H9ZM16 65V66H15ZM158 65V64H157ZM160 65H162L163 66V64H160ZM15 66V67H14ZM68 66V65H67ZM115 66V65H114ZM54 67V66H53ZM55 67H57V66H55ZM83 67V68H82ZM117 67V68H118ZM155 67V66H154ZM154 67H152V68H154ZM161 67V66H160ZM165 67V66H164ZM164 67H162V68H164ZM179 67V66H178ZM180 67H181V65H180ZM199 67H201L200 65H199ZM12 68V69H13ZM19 68V67H18ZM48 68V67H47ZM46 68V69H47ZM52 68V67H51ZM60 68V67H59ZM95 68V67H94ZM124 68V69H123ZM148 68H150V67H148ZM157 68H158V66H157ZM172 68V67H171ZM173 68H175V66L173 67ZM10 69V68H9ZM15 69H17V67L15 68ZM44 69V68H43ZM42 69V70H43ZM50 69V68H49ZM48 69V70H49ZM55 69V68H54ZM53 69V70H54ZM154 69H156V67L154 68ZM176 69H177V66H176ZM179 69V68H178ZM177 69V70H178ZM181 69V68H180ZM199 69V68H198ZM197 69V70H198ZM22 70H24V69H22ZM21 70V71H22ZM51 70V69H50ZM53 70H51V71H53ZM151 70V69H150ZM20 71V72H21ZM44 71V70H43ZM46 71V70H45ZM51 71L49 72L50 74H51ZM94 71H95V69H94ZM121 71V70H120ZM129 71V70H128ZM156 71H158V69L156 70ZM161 71V70H160ZM173 71V70H172ZM176 71V70H175ZM174 71V72H175ZM13 72L14 71H11L10 73H9V71L7 70V73H9V74H13ZM16 72H18L17 70H16ZM19 72V73H20ZM47 73V75H48V71H46ZM96 72V71H95ZM164 72H165V70H164ZM163 72V73H164ZM171 72V71H170ZM177 72H179V70L177 71ZM69 73H71V72H69ZM124 73V72H123ZM126 73V72H125ZM128 73V72H127ZM135 73V74H136ZM161 73H162V71H161ZM172 73V72H171ZM24 77L22 78H20V79H26L28 82H30V77L29 76H27V75H24L23 74V71H22V73H21ZM45 74V75H46ZM53 74V73H52ZM191 74V73H190ZM243 74V75H242ZM244 74H246V77H242V76H245ZM18 75V74H17ZM20 75V74H19ZM18 75V76H19ZM61 75V74H60ZM181 75V74H180ZM9 75L7 74V77H8ZM12 76V75H11ZM21 76V75H20ZM54 76V75H53ZM55 76H56V74H55ZM175 76H176V74H175ZM178 76H179V74H178ZM13 77H17L16 76V73H15V76H14V74H13ZM46 77V76H45ZM44 77V78H45ZM57 77H59V76H56L55 78H57ZM107 77V76H106ZM12 78V77H11ZM15 78L13 79V81L15 80ZM19 78V77H18ZM59 78V79H60ZM82 78V77H81ZM88 78H90V77H88ZM58 79V78H57ZM56 79V80H57ZM49 80V79H48ZM83 80V79H82ZM87 80V79H86ZM99 80V79H98ZM120 80V79H119ZM138 80H140V79H138ZM137 80V81H138ZM174 80H176V79H174ZM25 81V80H24ZM46 81V80H45ZM51 81H52V79H51ZM51 81H49L50 83V85L47 83V84H45V85H48L49 86V88L51 87V88H53V89H55L56 87L58 88V86L60 85V83L58 82V81H53V83L51 82ZM62 81V82H63ZM100 81V80H99ZM141 81V80H140ZM173 81V80H172ZM181 81V80H180ZM61 82V81H60ZM102 82V81H101ZM175 82V81H174ZM179 82V81H178ZM25 83V82H24ZM102 83H104V82H102ZM137 83V82H136ZM140 83V82H139ZM169 83V82H168ZM173 83V82H172ZM242 83H244L246 86L244 87V85L242 86V87H244L245 88V90L244 91H242V92H240V90L238 91V85L240 84H242ZM15 84V83H14ZM26 84H27V82H26ZM30 84V83H29ZM29 84H28V86H29ZM32 84V83H31ZM175 84V83H174ZM173 84V85H174ZM191 84V83H190ZM12 85V84H11ZM105 85V84H104ZM105 85V86H106ZM134 85V84H133ZM145 84H143V86H144ZM171 86H172V84H170ZM17 86V85H16ZM15 86V87H16ZM99 86V85H98ZM146 86H148V85H146ZM145 86V87H146ZM163 86V85H162ZM201 86V87H200ZM11 87V86H10ZM12 87H14L13 85H12ZM11 87V88H12ZM24 87H26V85L24 86ZM24 87H22V89H24ZM31 87H32V85H31ZM94 87V86H93ZM164 87V86H163ZM264 87V86H263ZM18 88V87H17ZM29 88H30V86H29ZM28 87H27V89H29ZM34 88V87H33ZM60 88V87H59ZM99 88V87H98ZM162 88V87H161ZM167 89H171V87L169 88L168 86L166 87ZM165 87H164V89H166ZM241 88V87H240ZM239 88V89H240ZM257 88H259V87H257ZM8 89V88H7ZM6 88L4 89H1V90H3V91H1L0 93L1 94H5V95H9V100L10 99H13V100H15V101H17V103L18 102H20V103H24L23 105H27V107L26 108H28V109H33L34 108V103H32V102H30V101H28L27 99H28V97H29V95H26V91H25V89L23 90V91H25V92H21V90H20V92H19V94H18V91L19 90H15L14 91V88H12L13 89V91H8ZM11 89V90H12ZM45 89V88H44ZM80 89L81 90H83V92H80ZM149 89V88H148ZM151 89V88H150ZM153 89H152V91H153ZM157 89V88H156ZM173 89V88H172ZM47 90V89H46ZM45 90V91H46ZM57 90V89H56ZM159 90V89H158ZM162 89H160V91H161ZM29 91V90H28ZM31 91H32V89H31ZM35 91V90H34ZM44 91V90H43ZM84 91H85V93H84ZM151 91V90H150ZM149 91V92H150ZM171 91V90H170ZM174 91V90H173ZM17 92V93H16ZM39 92H41V91H39ZM156 92V91H155ZM154 92V93H155ZM176 92V91H175ZM21 93V94H20ZM27 93H30V92H27ZM46 93V92H45ZM177 93V92H176ZM227 93V94H226ZM44 94V93H43ZM150 94H152V93H150ZM38 95V94H37ZM42 95V94H41ZM45 95H47V94H44V96ZM1 96V95H0ZM28 96V97H27ZM35 96V95H34ZM43 96V97H44ZM6 97H8V96H6ZM27 97V98H26ZM39 97V96H38ZM43 97H41V98H43ZM62 98V97H61ZM35 99V98H34ZM34 99H32V100H34ZM44 99H47V98H44ZM52 99V98H51ZM60 99V98H59ZM140 99H144V100H140ZM72 100V101H73ZM99 100H105V102H107V101H110V103L111 104H115V105H117V109L118 110H115V112L116 113H114V110H113V106H110L111 104H108L109 105V107H104V106H101V104H100V102L101 101H99ZM46 101V100H45ZM54 101V100H53ZM75 101H74V103H75ZM98 101H99V103H98ZM103 101H102V104H104L103 103ZM152 101V100H151ZM48 103H49V101H47ZM62 102V101H61ZM154 102V101H153ZM158 102V101H157ZM160 102H161V100H160ZM47 103V104H48ZM68 103V102H67ZM70 103H73V102H71V100H70ZM73 103V104H74ZM152 103V102H151ZM19 104V103H18ZM51 104V103H50ZM55 104V103H54ZM64 104V103H63ZM158 104H160V103H158ZM20 105V104H19ZM59 105V104H58ZM69 105V104H68ZM152 105H154V104H152ZM160 105H163V104H160ZM260 105H263V104H260ZM24 106V107H25ZM52 106V105H51ZM106 106V105H105ZM195 106H196V104H195ZM112 107V108H111ZM157 107H159V106H157ZM246 107V106H245ZM39 108V107H38ZM46 108V107H45ZM51 108V107H50ZM57 108V107H56ZM68 108V107H67ZM115 108H116V106H115ZM242 108V107H241ZM249 108V107H248ZM247 108V109H248ZM36 109V108H35ZM196 109V108H195ZM254 109V108H253ZM44 110V109H43ZM47 110H48V108H47ZM52 110V109H51ZM59 110V109H58ZM57 110V111H58ZM231 110V111H232ZM35 111V110H34ZM33 111V112H34ZM46 111V110H45ZM44 111V112H45ZM61 111H62V109H61ZM70 111V110H69ZM165 111V110H164ZM184 111V110H183ZM183 111H181V112H178V115H179V118H178V123H186V124H189L190 126H193V127H195L198 131H199V135H200V137L202 138V139H209V140H211V141H214V142H222L223 143V140L225 139V137L227 136H237V137H240L241 136V133H247L248 135H250V136H259V135H263L264 136V125L263 124H261L258 120H255V118H251V117H244L243 115L242 116H236L234 119H232L231 121H224V122H220V128L218 129H216L215 127H212L211 126V124H210V122H209V124L210 125H208L206 122H204V121H202V120H204V119H202V120H200V119H196L195 117H193V115L191 116V117H189L188 116V114L186 115V113H184ZM235 111V110H234ZM200 112H203V111H200ZM34 113H36V112H34ZM34 113H33V115H34ZM42 113V112H41ZM47 113V112H46ZM49 113V112H48ZM75 113V112H74ZM39 114V113H38ZM37 113H36V115H38ZM53 114V113H52ZM209 114V113H208ZM221 114V113H220ZM228 114V113H227ZM246 114V113H245ZM79 115V114H78ZM174 115V114H173ZM211 115V114H210ZM241 115V114H240ZM71 116V115H70ZM69 116V117H70ZM74 116V115H73ZM72 116V117H73ZM76 116H77V114H76ZM252 116V115H251ZM78 117V116H77ZM150 117H152L153 119L155 118V119H157V121L156 122H158L157 124V126L158 127H156L155 125V127H150V126H148V125H146V122H144V118H149V119H152V118H150ZM178 117V116H177ZM176 117V118H177ZM255 117V116H254ZM48 118V117H47ZM51 118V117H50ZM61 118V117H60ZM59 118V119H60ZM64 118V117H63ZM62 118V119H63ZM80 118V117H79ZM49 119V118H48ZM52 119V118H51ZM61 119V120H62ZM73 119V118H72ZM148 119V120H149ZM223 119V118H222ZM257 119V118H256ZM10 120V119H9ZM64 120V119H63ZM62 120V121H63ZM77 120V119H76ZM80 120V119H79ZM177 120V119H176ZM175 120V121H176ZM12 121V120H11ZM31 121V120H30ZM92 121V120H91ZM121 121V120H120ZM57 122H59V121H57ZM13 123V122H12ZM55 123V122H54ZM80 123H81V125H80ZM107 123V122H106ZM15 124V123H14ZM17 124V123H16ZM64 124V123H63ZM148 124V123H147ZM179 124V125H180ZM94 125V124H93ZM219 125V124H218ZM7 127H8V125H6ZM68 126V125H67ZM10 127V131H11V125L9 126ZM18 127V126H17ZM94 127V126H93ZM175 127V126H174ZM236 127H238L237 129H236ZM15 128V127H14ZM13 128V129H14ZM19 128H21V127H19ZM18 128V129H19ZM75 127H73V129H74ZM135 128V129H136ZM162 128H163V126H162ZM245 129V130H242V129ZM9 129V128H8ZM7 129V130H8ZM13 129H12V131H13ZM16 129V128H15ZM14 129V130H15ZM48 129V128H47ZM75 129H77V128H75ZM167 128H165V130H166ZM4 130V129H3ZM164 130V129H163ZM175 130H177V129H175ZM17 130H15V132H16ZM21 131H23V130H21ZM25 131H27V130H25ZM179 131V130H178ZM198 131H197V133H198ZM14 132V131H13ZM19 133H21L20 131H18ZM17 132V133H18ZM53 132H54V130H53ZM18 133V134H19ZM23 133V132H22ZM26 133V132H25ZM243 133V134H244ZM27 134V133H26ZM70 134V133H69ZM142 134V133H141ZM242 134V135H243ZM14 135V134H13ZM43 135V134H42ZM144 135V134H143ZM179 135H181V134H179ZM22 136H24V135H22ZM40 136V135H39ZM46 136V138H44V137H42L43 138V141H45V142H50L47 138H48V136L47 135H45ZM50 136V135H49ZM54 136V135H53ZM262 136V137H263ZM41 137V136H40ZM56 137V136H55ZM69 137V136H68ZM71 137V136H70ZM144 137V136H143ZM149 137V138H150ZM169 137V136H168ZM197 137V136H196ZM21 138V137H20ZM49 138H52V136L51 137H49ZM73 138V137H72ZM148 138V139H149ZM176 138V137H175ZM191 138V137H190ZM199 138V137H198ZM31 139V138H30ZM61 139V138H60ZM68 139V138H67ZM70 139V140H69ZM68 140L69 141H67L66 140V138H65V141H61V142H59V141H54V142H51L52 144H54L53 146H56V148H57V150L59 149V151H67V150H70V149H73V150H75L76 152H81V153H83V154H85V155H87V156H91V157H94V158H96V160H97V162L99 163V167H102V166H100V164H102V163H104V164H110L111 166V168L113 167L114 168V170H116V169H118V170H120L121 172H125L124 174H140V173H142L144 170H148V169H151V168H156V169H159V170H161V171H163L164 173H165V175H166V173L168 174V175H170V177L171 176H174V178L175 177H182L184 174H186V169H185V171L184 170H182L181 169V167H183L182 166V160L184 161V159L186 158V159H188V160H190V161H195V160H202V159H204V161H205V163H203L201 166V171L200 172H198V174L200 175V177L202 176V177H208L207 179L209 180H214V179H220V178H222L223 177V179L224 178H226V172H224V171H222V170H219L218 168V165H230V166H239L238 164H254V166L256 165L257 167H258V170H259V174H258V176H260V178L261 177H264V157L263 158H260V156L259 157H256V156H254V155H252L250 152H248V151H246L245 150V148H244V146L243 147H239L240 148V150H239V152H238V150H237V152L239 153V155H237V159H230V158H228L227 157V155H226V153L227 152H225L226 150H228L227 148H226V150H224L223 151V149L221 150V149H219V148H222V147H219V148H217V146L216 145H214V142H213V144H212V142H211V144L213 145V146H215L216 148H214V150H211L210 149V151H207V152H201V150L200 151H197V150H192L191 148H192V146L194 145H192V143H191V145L190 146H188L189 147V149H184V150H179L178 152H176V153H174L173 151L175 150H173L172 152L173 153H171V152H167V153H165L164 152V150L163 151H161V150H153V149H149V148H143V147H141V148H139L138 149V151H139V155L141 156V158L140 157H137V155H134L133 153H130L131 155H127V156H125L126 154H125V151H124V154H123V152L122 153H112L111 151H110V148H109V153L110 154H107L106 152H103V151H101V150H103V149H101L100 151L99 150H97L96 148L94 149H92L91 148V145H92V143L90 144V147H88V146H86L85 145V143L84 144H82V145H80V144H77V143H74L73 141H72V139L71 138H69ZM143 139V138H142ZM153 138H150L149 140H152ZM173 139H174V137H173ZM263 139V138H262ZM53 140V139H52ZM175 140H177V139H175ZM67 141V142H66ZM72 141V142H71ZM87 142H90V141H88V140H86ZM173 141V140H172ZM93 142V141H92ZM149 142V141H148ZM164 142V141H163ZM186 142V141H185ZM208 142V141H207ZM237 142H238V140H237ZM80 143V142H79ZM82 143V142H81ZM98 143V142H97ZM144 143V142H143ZM147 143V142H146ZM151 143V142H150ZM149 143V144H150ZM181 143V142H180ZM183 143H184V141H183ZM182 143V144H183ZM239 143H240V141H239ZM95 144V143H94ZM140 144H142V142L140 143ZM145 144V143H144ZM159 144V143H158ZM164 144V143H163ZM173 144H174V142H173ZM189 143H187V145H188ZM237 144V143H236ZM162 145V144H161ZM170 145V144H169ZM175 145V144H174ZM179 145V144H178ZM183 145H186V144H183ZM225 145H227V144H225ZM52 146V147H53ZM153 146V145H152ZM157 146V145H156ZM159 146V145H158ZM171 146V145H170ZM180 146H181V144H180ZM222 146V145H221ZM224 146V145H223ZM236 147L238 146V144L237 145H235ZM239 146H240V144H239ZM109 147V146H108ZM164 147V146H163ZM177 147V146H176ZM179 147V146H178ZM182 147V146H181ZM185 148L187 147V146H184ZM187 147V148H188ZM234 147V146H233ZM54 148V147H53ZM70 148V149H69ZM91 148V149H90ZM119 148V147H118ZM164 148H166V147H164ZM199 148V147H198ZM224 148V147H223ZM169 149V148H168ZM179 149V148H178ZM200 149V148H199ZM237 149V148H236ZM106 150V149H105ZM115 150H117V148L115 149ZM127 150V149H126ZM171 150V149H170ZM230 150V149H229ZM228 150V151H229ZM248 150V149H247ZM119 151V150H118ZM70 152V151H69ZM114 152V151H113ZM236 152V153H237ZM2 153V152H1ZM63 153V152H62ZM68 153V152H67ZM72 153V152H71ZM129 153V152H128ZM231 153V152H230ZM235 154V153H234ZM7 155V154H6ZM8 155H9V153H8ZM81 155V154H80ZM138 155V156H139ZM232 157V156H231ZM15 158V157H14ZM139 158V159H138ZM13 159V158H12ZM16 159V158H15ZM48 159V158H47ZM90 159V158H89ZM8 161V160H7ZM33 161V160H32ZM17 162V161H16ZM20 162V161H19ZM36 162V161H35ZM94 162V161H93ZM201 162V161H200ZM91 163V162H90ZM178 163V164H177ZM9 164V163H8ZM18 164V163H17ZM29 165H31L30 163L28 164V166H26L25 168H27L28 170H26V171H28L29 173H32L31 175L33 176V174L35 173V174H37V176H40L39 178H37V176L36 177H34V181H32V182H34L33 183V185H39V186H41V185H47L48 183H47V179L49 180V179H54L55 177H53L54 176V174H56L57 175V170L60 168L59 167V165H58V167H56V164L53 162V161H51L50 159H49V161H44V162H41V163H39V164H37L36 166H35V164H34V166H29ZM93 165V164H92ZM186 165H187V163H186ZM189 165V164H188ZM196 165H198L197 163H196ZM200 165V164H199ZM6 166V165H5ZM9 166V165H8ZM14 166V165H13ZM22 166V165H21ZM16 167V166H15ZM193 167H196V166H193ZM198 167V166H197ZM222 167L223 166H221V169H222ZM229 167V166H228ZM240 167V166H239ZM116 168V169H115ZM185 168V167H184ZM189 168V167H188ZM187 168V169H188ZM192 168V167H191ZM200 168V167H199ZM256 168V167H255ZM99 169V168H98ZM25 170V169H24ZM94 170H96V169H94ZM194 170V169H193ZM192 169H191V172L193 171ZM225 170V169H224ZM119 171V172H120ZM227 171V170H226ZM93 172H96V171H93ZM93 172H91V173H93ZM120 172V173H121ZM189 172V171H188ZM230 172V171H229ZM190 173V172H189ZM194 173H195V170H194ZM78 174V173H77ZM99 174V173H98ZM231 174V173H230ZM229 174V175H230ZM30 175V176H31ZM62 175H64V174H62ZM91 175V174H90ZM144 175V174H143ZM228 175V176H229ZM257 175V174H256ZM35 176V175H34ZM82 176H83V174H82ZM96 176H98V175H96ZM95 176V177H96ZM248 176H250V174L248 175ZM81 177V176H80ZM86 177V176H85ZM91 177V176H90ZM137 177V176H136ZM244 177V176H243ZM242 177V178H243ZM29 178V177H28ZM41 178H43V179H41ZM44 178H46V179H44ZM57 178V177H56ZM60 178H62V177H60ZM76 178V177H75ZM71 179V178H64L63 179V182H65V184L66 185H68V187L71 189H69L71 192L73 191V193L75 192V193H79V191H80V193H79V195L81 194V192H82V190H92V191H94V193L95 192H98V194H100L101 193V196H105V194L106 193H109V192H112L113 194H123L124 195V197H125V199L126 200H132V198H130L128 195H127V191L124 189V190H120V188H118V187H115V186H112V185H108V184H104V183H106V182H103L101 179V181H95V182H85V183H81V182H79L77 179ZM83 178V177H82ZM93 178V177H92ZM230 178H234V177H230ZM235 178H236V176H235ZM247 178H249V177H247ZM251 178V177H250ZM258 178V177H257ZM30 179V178H29ZM32 179V178H31ZM86 179V178H85ZM87 179H89V178H87ZM97 179H99V178H97ZM96 179V180H97ZM202 179V178H201ZM207 179H205V181L207 180ZM218 179V180H219ZM228 179V178H227ZM240 179V178H239ZM245 179V178H244ZM263 179V178H262ZM84 180V179H83ZM90 180H91V178H90ZM93 180V179H92ZM104 180H105V178H104ZM229 180V179H228ZM231 180V179H230ZM60 181V180H59ZM87 181V180H86ZM204 181V180H203ZM217 181V180H216ZM239 181V180H238ZM244 181V180H243ZM243 181H242V183H243ZM54 182H56V181H54ZM54 182H52V184L54 183ZM83 182V181H82ZM102 182V183H101ZM212 182V181H211ZM225 182V181H224ZM238 183V182H237ZM237 183H235V184H232L231 186L230 185H226L225 186V188H227V192L229 193V194H231V196H227V198H228V200L227 201H224V202H226L228 205H231V207H232V210H230V211H228V210H225L226 212L228 211V213L227 214H230L231 212V214H234V213H236V212H243V211H246V209H247V207L245 208V200H244V196L245 195H243V191H246V192H248L249 194H250V196L252 197V198H255V199H257L258 200V203H260V207H261V209H260V211L257 213V211L255 210H253V212L252 211H249V210H247L248 211V213H249V215H251V214H253V215H257V214H264V209H263V207H264V194L263 193H261V191H259V192H257V191H255L254 190V188L256 187H254L253 189H251V187H250V183H248V181H247V183L245 184V181H244V185L242 184H240V185H238ZM240 183H241V181H240ZM258 183V182H257ZM22 184H23V182H22ZM25 184V183H24ZM59 184V183H58ZM256 184V183H255ZM254 184V185H255ZM252 185V184H251ZM39 186H38V188H39ZM47 186H50V185H47ZM24 187H26V186H24ZM67 187V186H66ZM223 187V186H222ZM26 188H28V186L26 187ZM123 188V187H122ZM220 188V187H219ZM32 189V188H31ZM26 190L27 189H25V193H28V194H30L29 193V191L30 190H28V192H26ZM36 190V189H35ZM42 190V189H41ZM40 190V191H41ZM66 190H68L67 188H66ZM68 190V191H69ZM32 191V190H31ZM67 191V192H68ZM69 191V192H70ZM263 191V190H262ZM38 192V191H37ZM43 192V191H42ZM70 192V193H71ZM85 193H86V191H84ZM24 193V194H25ZM83 193V192H82ZM245 193V192H244ZM247 193V194H248ZM34 194H35V192H34ZM111 194V193H110ZM134 194H136V193H134ZM26 196H27V194H25ZM24 195V196H25ZM31 195H32V193H31ZM31 195H29V196H31ZM39 195V194H38ZM37 194H36V196H38ZM55 195V194H54ZM91 195V194H90ZM130 195V194H129ZM21 196H22V194H21ZM26 196H25V198H26ZM65 196V195H64ZM81 196H83V195H80V198H83V197H81ZM133 196V195H132ZM56 197H58V195H56ZM77 197V196H76ZM87 197H88V195H87ZM106 197H108V196H106ZM217 197H219V196H217ZM247 197V196H246ZM27 198H29V197H27ZM26 198V199H27ZM34 198H35V196H34ZM59 198V197H58ZM95 198V197H94ZM102 198H104V197H102ZM102 198H101V200L100 201H102ZM116 198V197H115ZM122 198V197H121ZM205 198V197H204ZM220 198H222V196L220 197ZM251 198V199H252ZM31 199V198H30ZM36 199V198H35ZM57 199V198H56ZM86 199H88V198H85L84 199V201L86 200ZM98 199H100V198H98ZM105 199V198H104ZM110 200H112L111 198H109ZM136 199H138V198H136ZM226 199V198H225ZM246 199V198H245ZM22 200V199H21ZM23 200H24V198H23ZM68 200V199H67ZM118 200H119V198H118ZM121 200V199H120ZM119 200V202H121ZM198 200V199H197ZM208 200H210V201H212V202H214V204L216 205V204H218V202H220L219 201V198H208ZM224 200V199H223ZM31 201V200H30ZM59 201V200H58ZM80 201V200H79ZM83 201V200H82ZM88 203H89V205L91 204V206L92 207H94V206H99V207H101L102 209H106L107 207H109L108 205H107V201L105 202V201H103V202H101L100 203V205L98 204L97 205V201H94V200H92V199H88V200H86ZM122 201H123V199H122ZM135 201V200H134ZM147 201V200H146ZM21 202V201H20ZM27 202V201H26ZM28 202H29V199H28ZM27 202V204L25 205L26 206V210H25V208H24V205H23V207L22 208H24V210L20 207V209H18L16 212H15V214L17 215V217H20V219H24V220H29V219H36V218H39V219H43V218H47V216H44V215H41V214H38V213H31L28 209H30V208H28L27 209V207H29V206H32V205H36V204H38L39 202L37 201V200H34L33 199V202H30V203H28ZM127 202V201H126ZM137 202V201H136ZM139 202V201H138ZM222 202V201H221ZM223 202V203H224ZM257 202V201H256ZM99 203V202H98ZM113 203V202H112ZM122 203H124V202H122ZM130 203V202H129ZM223 203H221V204H223ZM225 203V204H226ZM44 204V203H43ZM66 204V203H65ZM64 204V205H65ZM84 204V203H83ZM116 204V203H115ZM126 204V203H125ZM133 204V203H132ZM138 204V203H137ZM147 204V203H146ZM221 204H218V205H221ZM226 204V205H227ZM39 205H42V204H39ZM47 205V204H46ZM51 205H53V204H51ZM71 205V204H70ZM110 205V204H109ZM118 205V204H117ZM124 205V204H123ZM148 205V204H147ZM224 205V204H223ZM257 205V204H256ZM18 206H20V205H18ZM22 206V205H21ZM86 206H88L87 204H86ZM90 206V207H91ZM114 206V205H113ZM121 206V205H120ZM183 206V205H182ZM222 206V205H221ZM247 206V205H246ZM4 207V206H3ZM38 207H40V206H38ZM46 207V206H45ZM49 207V206H48ZM75 207V206H74ZM91 207V209H93ZM111 207H112V205H111ZM143 207V206H142ZM184 207V206H183ZM224 208H225V205L223 206ZM7 208V207H6ZM42 208V210L44 209L43 207H41ZM63 208V207H62ZM121 208H122V206H121ZM127 208V207H126ZM130 208V207H129ZM180 208V207H179ZM206 209H207V207H205ZM251 208V207H250ZM249 208V209H250ZM253 208V207H252ZM255 208V207H254ZM69 209H71V208H69ZM68 209V210H69ZM76 209V208H75ZM100 209V208H99ZM9 210V209H8ZM8 210H6V211H8ZM15 210V209H14ZM28 210V211H27ZM36 210V209H35ZM62 210V209H61ZM66 210V209H65ZM64 210V211H65ZM78 210V209H77ZM117 210H118V208H117ZM126 210V209H125ZM2 211H3V209H1L0 208V214L2 213ZM5 211V212H6ZM40 211V210H39ZM74 211V210H73ZM79 211V210H78ZM95 211V210H94ZM101 211V210H100ZM110 211H111V209H110ZM116 211V210H115ZM128 211V210H127ZM126 211V212H127ZM181 211H183V210H181ZM188 211V210H187ZM4 212V211H3ZM5 212H4V214H5ZM9 212H11V211H9ZM41 212V211H40ZM48 212H49V208H48ZM80 212H82L81 210H80ZM119 212V211H118ZM124 212V211H123ZM143 212H144V210H143ZM142 212V213H143ZM189 212V211H188ZM8 212H6V214H7ZM14 213V212H13ZM71 213V212H70ZM77 213V212H76ZM98 213H100V212H98ZM131 213H132V211H131ZM15 214H14V216H15ZM66 214H68V213H66ZM73 214V213H72ZM135 214V213H134ZM133 214V215H134ZM188 214H190V213H188ZM193 214H194V212H193ZM192 214V215H193ZM216 214V213H215ZM64 215V214H63ZM71 215V214H70ZM75 215V214H74ZM97 215V214H96ZM124 215V214H123ZM136 215V214H135ZM134 215V216H135ZM187 215V214H186ZM202 215V214H201ZM200 215V216H201ZM66 216V215H65ZM63 217L62 215H61V217L59 216V217H56V223H58L57 222V220L59 221H62V220H67L68 221V219H72V218H66V217H69L68 215L66 216V217ZM130 216V215H129ZM131 216H132V214H131ZM138 216H140L139 214L136 216V217H138ZM206 216V215H205ZM208 216V215H207ZM214 216V215H213ZM222 216V215H221ZM2 217V216H1ZM5 217V216H4ZM3 217V218H4ZM127 217V216H126ZM186 217H188V216H186ZM186 217H184V218H186ZM196 217V216H195ZM209 217V216H208ZM232 217V216H231ZM50 218V217H49ZM51 218H53V217H51ZM50 218V219H51ZM88 218V217H87ZM130 218V217H129ZM129 218L127 219H125V217H124V219H120V220H123V226H125V227H127V228H129L130 230H132L133 228H134V226L140 231V233L138 234V235H140L141 234V236H142V238L141 239H143V237H146V239H147V237L150 235L149 233V235L148 236H145L146 234H147V231L148 230H150V229H156L154 226H153V224L151 225L150 223H146V221L145 222H141V223H136L135 221H130V220H133V218L132 219H130L129 220ZM199 218V217H198ZM73 219H76V221H80V223L82 222H85L84 220L86 219L85 217H84V215L82 214V215H77L76 214V217L75 218H73ZM90 219V218H89ZM93 219H95V218H92V220ZM97 219V218H96ZM102 219V218H101ZM16 220V219H15ZM30 220V221H31ZM38 220V219H37ZM46 220V219H45ZM48 220V219H47ZM100 220V219H99ZM134 220H136V219H134ZM188 220V219H187ZM74 221V220H73ZM149 221H151V220H149ZM189 221H191V220H189ZM16 222V221H15ZM29 222V221H28ZM66 222V221H65ZM87 222V221H86ZM102 222V221H101ZM138 222H140V220H138ZM148 222V221H147ZM198 222V221H197ZM11 223V222H10ZM32 223V222H31ZM30 223V224H31ZM38 223H40L39 221H38ZM63 223V222H62ZM73 223V222H72ZM160 223V222H159ZM196 223V222H195ZM195 223H193L192 224V221H191V225L190 224H186L185 226L186 227H188V228H184L185 230V232H186V235H183V237H182V239L183 240H181V241H190L191 240V242L192 243H194V245H196L197 244V242L199 241L198 240V238H200V236L202 235V233L204 232V230H203V228L200 226V225H198L197 223V225L195 224ZM199 223V222H198ZM22 224H24V223H22ZM20 225V227L21 226H23V225ZM34 224V223H33ZM36 224H37V221H36ZM42 224V223H41ZM40 224V225H41ZM67 224H69V223H67ZM88 224V223H87ZM194 224H195V226H194ZM7 225H9L10 226V224H9V222L7 221V219L6 220H2V221H0V237H1V243L4 241V240H2V239H12L13 237H12V235H11V237H10V232L8 233L7 231L8 230H6L7 228H10V227H8ZM32 225V224H31ZM35 225V224H34ZM51 225V224H50ZM63 225H64V223H63ZM85 225V224H84ZM91 225V224H90ZM108 225V224H107ZM132 226V229L130 228L131 226ZM156 225V224H155ZM157 225H159V224H157ZM164 225V224H163ZM163 225H162V229L161 230H165V231H168V229L171 227L172 228V226L173 225H170L169 226V228H168V226H166L168 229L166 230L165 228L166 227H164V229H163ZM188 225H190V226H188ZM7 226V227H6ZM26 226V225H25ZM23 227V228H20L21 230V234H23L19 239L18 238H14V239H16L15 241H21L22 240V242L23 241H26V242H34L35 243V245H37V243H39V246L40 247H44L46 244H47V242H48V239L47 240H43L44 238V236L45 237H48V236H46L47 234H49L50 232H49V230H45V229H40V226H39V228H36V229H34L33 227V229L29 226V227ZM53 226V225H52ZM67 226H69V225H67ZM89 226V225H88ZM94 226V225H93ZM96 226V225H95ZM121 226V225H120ZM128 226H130V227H128ZM253 226V225H252ZM3 227H6V231H3L2 229H3ZM47 227V226H46ZM48 227H49V225H48ZM47 227V228H48ZM66 227V226H65ZM70 227V226H69ZM124 227V228H125ZM174 227V226H173ZM176 227V226H175ZM183 227V226H182ZM15 228V227H14ZM54 228V227H53ZM68 228V227H67ZM73 228V227H72ZM126 228V229H127ZM181 228V227H180ZM178 229V230H182L181 232L182 233H184L183 232V229L181 228V229ZM211 228V227H210ZM220 228V227H219ZM252 228V227H251ZM257 228V227H256ZM71 229V228H70ZM128 229V230H129ZM175 229V228H174ZM52 230V229H51ZM63 230H66V229H63ZM62 230V231H63ZM134 230H136L135 228H134ZM170 230V229H169ZM173 230V229H172ZM175 230H177V229H175ZM175 230H174V232H175ZM68 231H69V229H68ZM104 231V230H103ZM102 231V232H103ZM150 231H152V230H150ZM5 233V234H7V235H4L3 233ZM36 232L38 235H39V237L42 239V240H39L38 238H36V237H33L34 236V233ZM57 232V231H56ZM61 232V231H60ZM66 232V231H65ZM97 232V231H96ZM95 232V233H96ZM132 232V231H131ZM174 232H172L173 233V235H175L174 234ZM177 232V231H176ZM175 232V233H176ZM233 232V231H232ZM18 233H19V231H18ZM32 233H33V235H32ZM104 233V232H103ZM133 233V232H132ZM154 233H156V232H154ZM163 233V232H162ZM166 233V232H165ZM169 233V232H168ZM252 233V232H251ZM63 234V233H62ZM97 234H98V232H97ZM96 234V235H97ZM100 234V233H99ZM171 234V233H170ZM204 234H207V231L206 232H204ZM203 234V235H204ZM239 234V233H238ZM259 234V233H258ZM78 235V234H77ZM165 235V234H164ZM209 235V234H208ZM17 236V235H16ZM15 236V237H16ZM167 236V235H166ZM169 236V235H168ZM171 236H172V234H171ZM182 236V235H181ZM181 236L180 237H178V238H180L181 239ZM95 237V236H94ZM97 237H98V235H97ZM157 237V236H156ZM170 237V236H169ZM246 237V236H245ZM254 237V239H258V236L257 237H255V236H253ZM36 238V239H35ZM85 238V237H84ZM96 238V237H95ZM140 238V237H139ZM171 238H175V237H171ZM209 238H212V236L211 237H209ZM208 238V239H209ZM234 238H236V236L233 234L232 235V239H234ZM246 238H248V237H246ZM245 238V239H246ZM260 238V237H259ZM9 239V240H10ZM13 239V240H14ZM46 239V238H45ZM64 239H68L71 243H72V246L74 245H78L79 246V248H82L81 250L82 251H79V253L76 251H74L75 253H77L78 255H83V256H85V254H86V251H85V249H83L84 247H85V244H86V240H84L83 239V237L81 236L80 237V235H78V236H76V234L75 235H73V234H71V233H69V234H67V235H59V234H57L56 235V238H54L53 240H55V241H58V242H61V241H63ZM99 239H101V236H100V238ZM146 239H144V240H146ZM180 239H179V241H180ZM201 239V238H200ZM204 239H206V240H208L207 238H204ZM261 239H263L262 238V236H261ZM261 239H259L260 241H262ZM34 240V241H33ZM52 240V241H53ZM87 240H88V238H87ZM119 240H121V239H119ZM168 240V239H167ZM210 241H211V239H209ZM234 240H236V239H234ZM252 240V239H251ZM250 240V241H251ZM10 241H12V240H10ZM14 241V242H15ZM89 241V240H88ZM105 241V240H104ZM114 241H115V239H114ZM113 241V242H114ZM147 241V240H146ZM169 241H170V239H169ZM184 241V242H185ZM263 241H264V239H263ZM21 242V243H22ZM37 242V243H36ZM69 242V245L71 244ZM106 242V241H105ZM212 242H213V240H212ZM216 242V241H215ZM255 242H256V240H255ZM0 243V245H2ZM33 243V244H34ZM89 243H90V241H89ZM88 243V244H89ZM91 243L93 244V247H94V245H95V247H96V249H95V247H94V249H92V250H90L88 253L90 254V255H93V256H95L96 257V261L98 260V261H101V259H102V256L99 254L100 252H99V250L100 249H102V248H105L104 246L102 247V248H100L101 246H102V244L103 243H101V240H94L93 242H92V239H91ZM143 243H145L144 241H143ZM198 243H200V241L198 242ZM203 243V242H202ZM205 243V242H204ZM207 243V242H206ZM6 244V243H5ZM16 244H17V242H16ZM20 244V243H19ZM30 244V243H29ZM56 244H57V242H56ZM106 244V243H105ZM208 244V243H207ZM262 244V243H261ZM260 244V245H261ZM50 245V244H49ZM49 245H47V246H49ZM68 244H67V246H69ZM116 245V244H115ZM153 245V244H152ZM189 245V244H188ZM215 245V244H214ZM225 245V244H224ZM3 246V245H2ZM0 247V255H3V254H5L6 253V249L5 248H3V247ZM5 246V245H4ZM78 246H75L76 248L78 247ZM90 246H92V245H90ZM97 246L99 247V248H97ZM107 246H108V244H107ZM131 246V245H130ZM143 246H145V245H143ZM146 246H147V243H146ZM193 246V245H192ZM192 246H190L191 248H192ZM197 247H198V245H196ZM207 246V245H206ZM212 246V245H211ZM262 246V245H261ZM261 246H259V248L261 247ZM7 247H9V244H8V246ZM18 247V246H17ZM88 247H89V245H88ZM193 247H195V246H193ZM210 247V246H209ZM222 247V246H221ZM11 248V247H10ZM14 248V247H13ZM27 248V247H26ZM68 248H70L71 249V247H68ZM109 248V247H108ZM107 247H106V249H108ZM140 248V247H139ZM144 248V247H143ZM146 248V247H145ZM188 248V247H187ZM263 248V247H262ZM12 249V248H11ZM65 249V248H64ZM73 249V248H72ZM89 249V248H88ZM105 249V250H106ZM142 249V248H141ZM147 249V248H146ZM146 249H145V251H146ZM194 249V248H193ZM104 250V251H105ZM110 250V249H109ZM135 250H138V249H136L135 248ZM147 250H149V249H147ZM215 250H216V248H215ZM18 251V250H17ZM45 251V250H44ZM67 251V250H66ZM251 251V250H250ZM259 251H260V249H259ZM12 252V251H11ZM11 252H9V251H7V253L9 254V253H11ZM20 252H22V251H20ZM65 252V251H64ZM106 252V251H105ZM128 252V251H127ZM126 252V253H127ZM144 252V251H143ZM150 252V251H149ZM153 252V251H152ZM261 252V251H260ZM263 252V251H262ZM14 252H12V256L10 255V258H8V256L7 257H5V256H2L1 258H0V264H42V263H36V262H34V261H30V258L28 257V259H26L27 258V256H26V258H25V255H18L17 253L14 255L13 254ZM28 253V252H27ZM33 253V252H32ZM31 253V254H32ZM44 253H46L45 255H47L48 256V258L47 259H51L55 264H64L65 263V261L66 260H71V259H74L75 257H76V259H77V257H79L78 255H76V254H72V253H68V254H66L65 255V257H62V256H64V255H59L58 256V254L56 255V253L54 254V253H51V251L50 252H48V251H45ZM102 253H103V249H102ZM101 253V254H102ZM108 253V255H110V251L109 252H107ZM107 253H105L104 255H106ZM113 253V252H112ZM119 253V252H118ZM151 253V252H150ZM21 254H23V253H21ZM30 254V253H29ZM34 254H37V253H34ZM143 254H145V252L143 253ZM146 254H147V252H146ZM262 254V253H261ZM150 255V254H149ZM158 255V254H157ZM165 255V254H164ZM167 255V254H166ZM35 256V255H34ZM92 256V257H93ZM101 256V257H100ZM111 256V255H110ZM117 256V255H116ZM145 256V255H144ZM148 256V255H147ZM6 259H5V258ZM86 257H87V255H86ZM90 257V256H89ZM106 257V259H107V255L105 256ZM141 257H143L142 255H141ZM146 257V256H145ZM162 257V256H161ZM167 257V256H166ZM31 258H32V256H31ZM104 258V257H103ZM115 258V257H114ZM116 258H118V257H116ZM115 258V259H116ZM119 258H124V260L126 259V262H127V259L129 258V257H125L124 255H122V254H120L119 255ZM35 259V258H34ZM81 259H84V258H81ZM81 259H79V260H81ZM130 259V258H129ZM141 259H143V258H141ZM149 259V258H148ZM157 259V258H156ZM194 259V258H193ZM192 259V260H193ZM31 260H33V259H31ZM50 260V261H51ZM85 260H87V259H85ZM117 260V259H116ZM38 261H40V260H38ZM37 261V262H38ZM77 261V260H76ZM82 261V260H81ZM96 261H94V262H96ZM103 261V260H102ZM105 262L104 263H106V260H104ZM123 261V260H122ZM132 261V260H131ZM130 260H129V262H131ZM159 261V260H158ZM191 261V260H190ZM189 261V262H190ZM196 262H197V260H195ZM16 262V263H15ZM70 262V261H69ZM93 262V263H94ZM137 262H138V260H137ZM145 261L144 260H142V261H140V264L141 263H144ZM147 262V261H146ZM161 262V261H160ZM194 262V261H193ZM53 263V264H54ZM74 263H75V260H74ZM101 263V262H100ZM148 263H149V261H148ZM217 263H219V262H217ZM70 264V263H69ZM90 264V263H89ZM128 264H130V263H128ZM131 264H135L133 261L131 262ZM139 264V263H138ZM146 264V263H145ZM153 264V263H152ZM156 264V263H155ZM160 264V263H159ZM192 264V263H191ZM224 264V263H223Z\"/></svg>",
	"mask_w": 264,
	"mask_h": 264
}]
</instances>
